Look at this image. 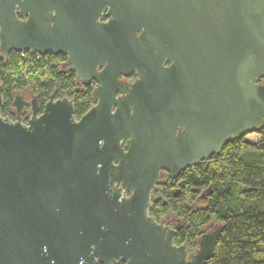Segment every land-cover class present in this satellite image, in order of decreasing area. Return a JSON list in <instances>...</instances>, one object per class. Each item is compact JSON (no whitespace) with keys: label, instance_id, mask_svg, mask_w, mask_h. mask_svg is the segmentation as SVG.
I'll use <instances>...</instances> for the list:
<instances>
[{"label":"water","instance_id":"obj_1","mask_svg":"<svg viewBox=\"0 0 264 264\" xmlns=\"http://www.w3.org/2000/svg\"><path fill=\"white\" fill-rule=\"evenodd\" d=\"M15 50L65 53L98 102L78 120L68 97L34 99L24 123L0 85V264H206L224 225L190 252L153 191L264 127V0H0Z\"/></svg>","mask_w":264,"mask_h":264},{"label":"trees","instance_id":"obj_2","mask_svg":"<svg viewBox=\"0 0 264 264\" xmlns=\"http://www.w3.org/2000/svg\"><path fill=\"white\" fill-rule=\"evenodd\" d=\"M62 61L53 52L15 50L7 60L0 54L2 115H10L15 94L29 90L41 102L54 93L73 98L76 116H81L91 105V88L80 90L76 75L61 70ZM256 133L261 140L231 141L220 153L183 172V187L180 183L174 189L172 180L157 187L160 199L150 214L158 220L171 211L181 218L182 230L175 242L186 244L190 252L208 224L224 225L215 254L206 264H264V127ZM203 192L206 204L200 207L196 203Z\"/></svg>","mask_w":264,"mask_h":264},{"label":"flooded vegetation","instance_id":"obj_3","mask_svg":"<svg viewBox=\"0 0 264 264\" xmlns=\"http://www.w3.org/2000/svg\"><path fill=\"white\" fill-rule=\"evenodd\" d=\"M106 13H107V11H105L104 13H103V15H102V17H101V21L102 22H106V21H108V19H109V17L106 15ZM50 53V52H49ZM54 53V52H53ZM47 54V53H46ZM54 54H56V53H54ZM56 55H59L60 57H62V58H64V61H62V64H61V70H63L64 72H66V73H74L75 75H76V82L78 83V84H80V86H81V89L80 90H82L83 88H85V87H90L91 88V105H90V107L81 115V116H76V112H75V117L79 120L85 113H87L94 105H96L97 104V100L96 99H94V92H95V90L98 88V86H99V84H98V82L96 81V80H89V81H83V80H81V79H78L77 78V74H76V72L75 71H72V70H69V67L67 66V64H68V56L65 54V53H63V52H61V53H58V54H56ZM165 65L166 66H168V65H170V62H168V61H166L165 62ZM103 68H104V66H98L97 67V71H102L103 70ZM137 78H138V75H137V72L136 71H134L131 75H129V76H126V75H124V74H121L120 75V79L123 81V83H125V84H132V83H134L136 80H137ZM55 94V93H54ZM17 95H22V97H23V99H24V102H25V108H24V110L22 111V116H23V122L24 123H26L27 121H28V117H31L32 116V114H33V109H32V105H33V100L34 99H37V101H38V106H39V112H38V115H40L43 111H44V108H45V104L49 101V99H50V97H49V99L48 100H46L45 102H41V101H39L38 100V98H37V96H35V95H33L29 90H25V91H23V92H21V93H17V94H15V96H14V99H15V97L17 96ZM52 95V94H51ZM50 95V96H51ZM121 95V93H118L117 94V96H120ZM64 97H68V96H64ZM64 97H62V98H64ZM68 98H70V97H68ZM14 99H13V101H14ZM56 99H60L59 97H57L56 96ZM70 99H72L73 101H74V107H75V103H76V101L73 99V98H70ZM12 104H13V102H12ZM17 115V113H16V108H12V106H11V111H10V115L9 116H7V117H9L11 120H16V116ZM128 148V145L126 146V149ZM200 164V163H199ZM195 166H193V167H190V168H187L186 170H188V169H193ZM185 170V171H186ZM185 171H183V172H185ZM182 172V173H183ZM182 173L180 174V176L179 177H177V178H173L169 173H167L163 178H162V182H168L169 180H172V182L174 183V185H176V186H174V189L176 188H178V186L177 185H179L180 183H181V185H182V187L184 186L183 185V182H184V180L182 179ZM159 186V185H158ZM157 186V187H158ZM158 192V188L157 189H155L154 191H153V197H152V206L154 205V204H156L158 201H159V199H160V196H158L157 193ZM177 196H179L180 195V191H178L177 193ZM202 200H205V199H202ZM202 200H201V202H202ZM200 202V201H199ZM165 204H166V202H165ZM152 208V207H151ZM158 221H164L166 224H169L170 226H172V227H174V228H176L177 226H179L180 227V229H178L177 230V234L182 230V228H181V225H182V219L181 218H179L178 216H176L174 213H172L171 211L170 212H168L167 214H165V215H160L159 216V218H158ZM177 236V235H176Z\"/></svg>","mask_w":264,"mask_h":264},{"label":"rangeland","instance_id":"obj_4","mask_svg":"<svg viewBox=\"0 0 264 264\" xmlns=\"http://www.w3.org/2000/svg\"><path fill=\"white\" fill-rule=\"evenodd\" d=\"M262 139V136L259 133H253L248 136H246V140L251 141V142H257ZM206 204V200H202L199 203H196V205L203 207Z\"/></svg>","mask_w":264,"mask_h":264}]
</instances>
